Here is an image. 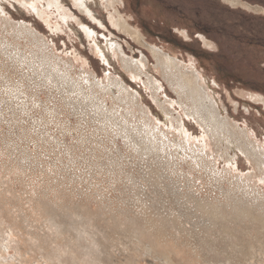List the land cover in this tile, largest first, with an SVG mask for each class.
<instances>
[{
	"label": "rangeland",
	"instance_id": "rangeland-1",
	"mask_svg": "<svg viewBox=\"0 0 264 264\" xmlns=\"http://www.w3.org/2000/svg\"><path fill=\"white\" fill-rule=\"evenodd\" d=\"M119 1L141 43L113 26L107 0H0V264H164L108 237L103 223L131 219L161 223L156 244L186 257L167 254L172 264H201L194 203L239 190L264 204V0ZM149 47L201 75L260 161L186 114Z\"/></svg>",
	"mask_w": 264,
	"mask_h": 264
},
{
	"label": "bare ground",
	"instance_id": "bare-ground-1",
	"mask_svg": "<svg viewBox=\"0 0 264 264\" xmlns=\"http://www.w3.org/2000/svg\"><path fill=\"white\" fill-rule=\"evenodd\" d=\"M73 1L76 7L83 8L86 2L90 0ZM224 1L232 6H244L240 0ZM119 4H121L119 0H107V6L112 8L114 12L111 17L114 22L113 26H116L118 30L141 43L143 37L140 31L131 28L127 19L120 15V11L117 8ZM252 9L258 10L257 8ZM149 51L156 59L155 61L159 66L158 69H162L159 71L163 72V78L169 82L170 87L178 95L177 97L180 99L178 103L180 105L183 104L186 114L191 117L196 116L197 121L201 126L210 131L215 141L224 142L226 146H232V148H239L247 157L260 161L261 157L255 151L253 143L245 137L244 132L243 134L236 133L226 120L221 119L219 113L215 110L216 107L214 108L213 104L209 102L205 87H203L204 84H202L201 75L195 73L194 70H188L180 66L175 58L167 55L162 50L149 47ZM130 62L125 63V68L133 71L135 75L139 74L137 73L139 65L135 64L134 66ZM120 95L119 100H122L125 106L133 107L134 98L125 92H120ZM148 131L151 130L148 129ZM138 142L136 141V145H140V143L146 145L143 149L149 152L153 149L149 145H155V142L148 139V137L147 142L144 143L143 140H140V143ZM236 192L239 193L240 191L232 190L230 193H227L225 195V203H221L220 201L216 203L208 202L206 204L194 203V207L204 215L199 223L202 224L200 230L205 235H196L197 238L190 241L189 245L194 254L200 256L201 264H264V204L258 198L250 201L244 194L238 196ZM184 214L183 211H179L178 217H182ZM80 219L82 220L83 217ZM97 222H99V219H97ZM97 222H94V227H96L97 231L105 234L103 230H100L101 228L97 225ZM103 224L106 228H110L111 235H108V237L111 239L112 235H118L115 241L124 247V249L127 248V250L139 252L143 247L146 256L158 259L164 264H172L174 260L166 256L167 254L169 256L176 255L183 257L181 250L178 248L179 243L176 242V247L172 249L169 245H157L156 241L152 238L153 233L162 234L161 223L159 225L146 226V224L138 223L135 219H131L129 220V224L128 222L120 223L119 220L113 222L112 226L114 228L110 227L111 224L109 222ZM117 228H119L120 233L117 232ZM77 236L82 237L81 234ZM163 236L161 238H164ZM89 238L92 244V247L88 246L87 248L89 254L96 260L102 261V244L100 240L96 237ZM124 239L127 241H124ZM219 245L221 246L219 247ZM219 255H223V259H220ZM108 258L110 261L112 257L108 255ZM183 258L186 257L184 256Z\"/></svg>",
	"mask_w": 264,
	"mask_h": 264
}]
</instances>
